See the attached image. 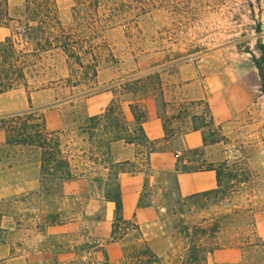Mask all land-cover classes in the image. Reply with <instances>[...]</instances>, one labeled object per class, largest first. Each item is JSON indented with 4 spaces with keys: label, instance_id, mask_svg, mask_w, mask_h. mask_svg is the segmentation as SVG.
Segmentation results:
<instances>
[{
    "label": "rangeland",
    "instance_id": "374dc122",
    "mask_svg": "<svg viewBox=\"0 0 264 264\" xmlns=\"http://www.w3.org/2000/svg\"><path fill=\"white\" fill-rule=\"evenodd\" d=\"M56 1L62 22L76 24L75 0ZM141 1L150 9L146 16L137 23H122L96 42V82L84 79L79 67L58 52L44 54L37 64L31 90L44 89L32 94L31 106L44 114L48 131H60L62 149L74 173L83 177L52 179L42 174L35 159H0L5 230L0 247L6 251L5 260L104 263L102 252L92 247L97 243L105 245L110 264H126L124 258L145 245L157 257L156 264H217L202 252L196 260L190 258V246L200 244L207 251L245 247L238 262L247 254L251 264L257 263L250 259L256 253L247 245L257 243L255 235L264 241V93L255 64L261 57L256 44H264V0H181L178 8H164L162 0ZM252 9L262 14L261 35L252 30L257 25L248 17ZM7 33L0 30V41ZM149 73L160 75L170 115L187 107L191 117L197 116L191 119L197 126L211 115L221 128L224 141L186 154L194 162L191 167L213 164L220 183L214 193L185 199L178 194L173 174L147 170L140 204L156 210V225L152 226V215L146 216L142 224L132 222L137 230L113 242L114 205L102 199L116 181V168H104L113 167L110 145L118 137L135 141L145 152L153 147L138 124L128 125L118 109L109 117L103 115L114 102L129 105L124 100L131 95L121 96L126 91L120 81ZM11 96L14 106L1 115L30 110L24 90ZM149 107L153 117L161 104L152 101ZM93 117L101 119L92 121ZM175 122L172 129L179 123ZM12 163L21 167L19 172L8 171ZM96 179L102 180L95 183Z\"/></svg>",
    "mask_w": 264,
    "mask_h": 264
},
{
    "label": "trees",
    "instance_id": "16d2710c",
    "mask_svg": "<svg viewBox=\"0 0 264 264\" xmlns=\"http://www.w3.org/2000/svg\"><path fill=\"white\" fill-rule=\"evenodd\" d=\"M162 1L164 4L166 3V5H162L164 8H178L179 2H181V0ZM249 5L253 7L251 2ZM154 8L156 7L153 5L152 9ZM149 11L150 9L141 0H75L72 16L76 24L66 26L61 20L56 0H24L23 5L17 7H11L9 0H0V28L9 30V35L0 41V95L24 90L28 95L30 104L28 111L0 115V159H13L15 163L35 159L40 162L44 176L58 180H80L83 174L74 173L70 156L65 154L62 149V143L59 139L60 131H48L44 114L31 106L32 94L44 88L35 87L31 90L30 79L33 78V72H35L37 64L42 61L44 54L58 52L66 57L68 64L79 67L84 79L96 82L100 71L99 62L95 56L96 42L102 39L104 33L122 25V23H137ZM176 15L180 18L184 17L181 12L176 13ZM248 17L257 23L255 27H252V30L257 35H261L262 14H256L252 9ZM255 48L261 55L259 59H255V64L264 93V44L258 42ZM246 52H251L249 46L246 48ZM69 75L73 77L72 73ZM120 83L123 84L126 91V93H121V96L131 95V97H126L124 103L129 104L130 111L134 116L133 122L138 124L140 133H142V125L145 122L157 117L164 121L166 135L169 138L171 131L187 130L189 118L197 117L196 115L191 117L187 107L183 111H179L177 115L168 113L169 103L164 99V84L158 73H149L137 79L120 81ZM152 101L156 103L159 101L161 104L153 117L149 116V106ZM117 109L128 125H131L133 122H128L123 105L118 102H114L103 117L113 115ZM208 112L210 113L209 108ZM99 119L101 117H93L91 120ZM175 121H179L178 126L170 130L171 124ZM189 129L200 130L205 145H215L224 141L221 128L215 125L211 115L209 121H205L199 126L193 121V125ZM120 139L117 137L113 142ZM152 147L149 153L165 150L164 146L158 142L152 143ZM23 158L27 159L22 160ZM177 158L179 165L181 159L178 156ZM13 164H10L9 167H12ZM112 165L113 167L105 166L104 168L109 171L116 168V181L113 187L108 186L102 199L106 203H113L115 206L112 237L113 242H116L122 240L130 231L137 230V227L133 225L132 221H127L123 217L122 192L118 181L119 174L123 171L122 165ZM202 170L216 171L219 186L221 176L213 164L198 167L184 165L177 171L191 173ZM61 171L63 172L58 177V173ZM151 171L155 172L154 170ZM101 180L96 179L95 183H99ZM214 192L216 190L203 194ZM189 198L191 197L185 199ZM140 207L143 206L140 204ZM2 219L3 215H0V234L5 232L1 226ZM200 231L198 229V232ZM255 237L257 243L249 242L247 245L248 249H252L256 253L250 259L257 260V263L254 264H264V241L257 235ZM92 247L95 252H102L104 263L93 262L88 264H110L108 257L104 254V244L95 243ZM241 249H245V247H241ZM216 250L221 249L213 248L207 251L205 246L200 244L191 245L188 249L190 258L194 260L200 252L210 255ZM245 255L243 260L236 264H251ZM156 258L149 247L145 245L144 249L133 252L128 258H124V262L126 264L132 262V264H156ZM260 258L262 259L260 260Z\"/></svg>",
    "mask_w": 264,
    "mask_h": 264
},
{
    "label": "crops",
    "instance_id": "0c3cea01",
    "mask_svg": "<svg viewBox=\"0 0 264 264\" xmlns=\"http://www.w3.org/2000/svg\"><path fill=\"white\" fill-rule=\"evenodd\" d=\"M12 1L9 0L10 6ZM14 6H22L24 0H15ZM0 30H7L0 28ZM5 37L9 35V30ZM4 37V38H5ZM11 91L0 95V115L10 111L14 106L12 103ZM40 93V92H37ZM32 98V96H31ZM197 100H202L201 98ZM28 101V95H27ZM202 102V101H199ZM29 103V102H28ZM128 122L134 121L129 105L123 106ZM170 114V113H169ZM174 124H177L176 122ZM189 128L193 125L191 118L188 120ZM178 126V125H177ZM171 131L170 137L166 135L164 121L160 118L153 117L142 125V135L149 143L158 142L165 148L163 152L149 153L144 151L135 141H127L124 138L113 142L110 146V155L112 164H121L128 167L119 174L118 181L121 186L123 217L127 221H136L142 224L146 216L152 215V226L156 225L157 212L154 208L140 207V199L146 181L147 170L164 171L175 176L178 194L182 198L193 197L203 193L211 192L218 189V177L216 171L202 170L191 173L178 172L184 165H192L187 153L211 149L215 145H205L202 132L190 130ZM172 125L170 126V130ZM178 157L181 162L178 165ZM1 163V161H0ZM21 169V167H20ZM19 167H10L9 172H19ZM113 204V203H108ZM114 205V204H113ZM115 209V206H114ZM113 209V211H114ZM115 243H113L114 245ZM153 249V247H152ZM242 249L216 250L210 254V260L217 264H236L239 263L237 256ZM6 251L0 247V264H26L22 257H12L7 260Z\"/></svg>",
    "mask_w": 264,
    "mask_h": 264
}]
</instances>
